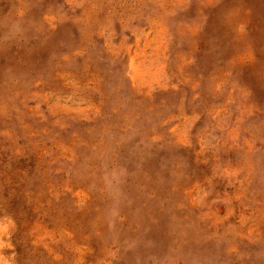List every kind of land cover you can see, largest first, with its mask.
Segmentation results:
<instances>
[{"label": "rangeland", "instance_id": "1", "mask_svg": "<svg viewBox=\"0 0 264 264\" xmlns=\"http://www.w3.org/2000/svg\"><path fill=\"white\" fill-rule=\"evenodd\" d=\"M0 167V264H264V0H0Z\"/></svg>", "mask_w": 264, "mask_h": 264}, {"label": "trees", "instance_id": "2", "mask_svg": "<svg viewBox=\"0 0 264 264\" xmlns=\"http://www.w3.org/2000/svg\"><path fill=\"white\" fill-rule=\"evenodd\" d=\"M22 170V169H21ZM0 172H1V167H0ZM20 172H22V171H20ZM19 174V176L20 177H22V178H25L26 177V175H23V174H21V173H18ZM23 175V176H22ZM11 178V177H10ZM3 179H4V176H1V178H0V180H2L3 181ZM14 180V179H13ZM15 181V180H14Z\"/></svg>", "mask_w": 264, "mask_h": 264}]
</instances>
